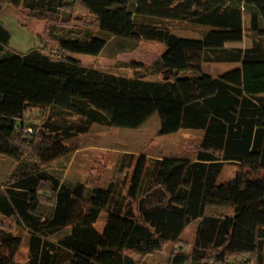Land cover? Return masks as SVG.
I'll return each instance as SVG.
<instances>
[{
  "label": "trees",
  "instance_id": "1",
  "mask_svg": "<svg viewBox=\"0 0 264 264\" xmlns=\"http://www.w3.org/2000/svg\"><path fill=\"white\" fill-rule=\"evenodd\" d=\"M6 6L50 25L67 16L68 31L56 38L64 54L97 57L104 36L164 47L154 64L161 78L148 80L42 48L13 53L0 27V156L19 162L0 182V218L26 232L25 264H141L196 222L189 252L169 264H262L264 0H0V11ZM166 23L202 32L180 37ZM247 33L251 44L242 47ZM207 64L240 69L210 76ZM33 111L49 113L39 129L25 121ZM154 115L159 136L200 132V144L193 159L160 158L150 168L138 158L127 198L112 184H67L45 169L71 155L66 142L93 125L136 130ZM227 166L234 177L220 182ZM0 242V264H19L21 238L4 232Z\"/></svg>",
  "mask_w": 264,
  "mask_h": 264
},
{
  "label": "rangeland",
  "instance_id": "2",
  "mask_svg": "<svg viewBox=\"0 0 264 264\" xmlns=\"http://www.w3.org/2000/svg\"><path fill=\"white\" fill-rule=\"evenodd\" d=\"M68 17L61 15L54 25L35 20L28 11L12 6H6L0 11V27L10 34L7 49L13 53L25 55L32 50L43 49L47 53L60 57L61 55L73 57L87 68L102 70L114 75L133 77L142 74L148 80H158L161 75L156 72L155 62L159 60L164 47L157 43H129L108 36L105 49L97 57L85 55L64 54L58 48L56 38L67 33L63 27ZM172 31L180 37H198L202 29L187 23H166ZM70 27H75L74 32L85 35L86 31L79 29L73 21ZM94 32V31H93ZM95 35V33H93ZM251 44V36L247 33L242 47ZM226 65L207 64L203 66L205 75L217 76L227 70ZM49 113L33 111L24 116L28 125L37 126L39 129L42 121L48 118ZM32 128V127H28ZM160 124L156 115L152 116L142 127L136 130L102 127L93 125L85 135L74 137L66 142L72 149L71 155L60 158L45 169L56 175L67 184H94L101 188L113 185L115 193H120L122 198L128 197L129 183L134 164L140 157H145L148 167L160 158L193 159L200 144L201 133L181 130L169 136H159ZM9 158L0 156V182L5 184L9 176L18 166ZM230 167H225L220 176V182L230 172ZM156 198V191H153ZM50 208L48 202L43 204ZM213 208L207 210L212 212ZM106 221L102 214L97 229L100 231ZM196 224L188 226L180 237V242L167 244L163 251L148 255L142 259L141 264H169L170 257L176 252H189L195 232ZM10 233L13 237H20L21 246L15 256V262L25 264L28 254V236L25 231L16 227L12 220L0 218V235ZM1 244V242H0ZM139 260L138 256H132ZM248 256L245 257L247 259ZM230 262H233L230 260Z\"/></svg>",
  "mask_w": 264,
  "mask_h": 264
},
{
  "label": "crops",
  "instance_id": "3",
  "mask_svg": "<svg viewBox=\"0 0 264 264\" xmlns=\"http://www.w3.org/2000/svg\"><path fill=\"white\" fill-rule=\"evenodd\" d=\"M246 27H247V24H246ZM219 65H221V66L226 65L228 67V69L224 71L225 73L236 70V69H240V64H219ZM222 74H224V73H222ZM217 76H219V75H217ZM230 168H231L230 172L228 173V175L223 180L224 182L230 181L234 177L235 169L233 167H230ZM224 169H223V171H224ZM195 224H197V222ZM262 257H264V253H262ZM262 264H264V262H262Z\"/></svg>",
  "mask_w": 264,
  "mask_h": 264
},
{
  "label": "built area",
  "instance_id": "4",
  "mask_svg": "<svg viewBox=\"0 0 264 264\" xmlns=\"http://www.w3.org/2000/svg\"><path fill=\"white\" fill-rule=\"evenodd\" d=\"M29 132H31V130H29Z\"/></svg>",
  "mask_w": 264,
  "mask_h": 264
}]
</instances>
